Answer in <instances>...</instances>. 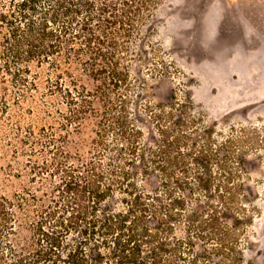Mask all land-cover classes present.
<instances>
[{"label": "trees", "instance_id": "1", "mask_svg": "<svg viewBox=\"0 0 264 264\" xmlns=\"http://www.w3.org/2000/svg\"><path fill=\"white\" fill-rule=\"evenodd\" d=\"M161 1L0 0V264H249L240 140L153 94Z\"/></svg>", "mask_w": 264, "mask_h": 264}, {"label": "rangeland", "instance_id": "2", "mask_svg": "<svg viewBox=\"0 0 264 264\" xmlns=\"http://www.w3.org/2000/svg\"><path fill=\"white\" fill-rule=\"evenodd\" d=\"M144 29L171 70L155 98L187 92L222 138L240 140L251 188L244 257L264 264V0H162Z\"/></svg>", "mask_w": 264, "mask_h": 264}]
</instances>
